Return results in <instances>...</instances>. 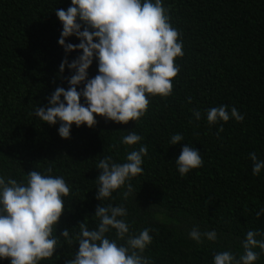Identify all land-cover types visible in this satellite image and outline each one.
Wrapping results in <instances>:
<instances>
[{
    "label": "trees",
    "instance_id": "trees-1",
    "mask_svg": "<svg viewBox=\"0 0 264 264\" xmlns=\"http://www.w3.org/2000/svg\"><path fill=\"white\" fill-rule=\"evenodd\" d=\"M69 6L70 0H0V174L19 182L30 171L51 168L71 188L53 233L60 248L41 264H65L78 250V225L98 223L93 215L99 159L123 163L141 144L148 155L143 174L131 180L133 195L125 199V190H118L102 203L127 208L131 234L150 229L152 243L143 256L151 264H212L215 253L229 250L238 259L247 231L264 232V215L256 216L264 207V170L254 176L249 159L252 152L264 159V0H166L184 52L175 61L180 72L172 95L149 97L138 121L121 125L96 117L93 128L73 125L65 140L59 124H44L34 111L47 105L56 87H68L67 68L59 72L65 53L54 11ZM88 71L89 78L97 74L95 62ZM221 105L235 107L244 120L230 119L218 131L221 124L209 125L206 113ZM195 111L201 113L198 121ZM131 131L142 136L140 143H120ZM176 133L184 141L171 146ZM186 144L199 151L203 166L181 177L175 160ZM193 226L215 230L217 241L197 245L188 237ZM65 229L71 243L59 237ZM108 235L114 238V232ZM256 264H264V253Z\"/></svg>",
    "mask_w": 264,
    "mask_h": 264
},
{
    "label": "clouds",
    "instance_id": "clouds-1",
    "mask_svg": "<svg viewBox=\"0 0 264 264\" xmlns=\"http://www.w3.org/2000/svg\"><path fill=\"white\" fill-rule=\"evenodd\" d=\"M165 2L70 0L67 10L55 9L62 26L58 45L65 53L59 72L63 74L67 68L68 87H56L47 105L36 107L34 115L49 126L59 124L58 135L66 140L73 125L93 128L96 117L126 125L146 114L149 97L171 96L173 78L180 72L175 61L184 52L180 33L170 23ZM70 38L79 43L68 42ZM74 52L80 54L69 61L68 55ZM94 62L97 74L89 78L88 70ZM193 116L200 120V111H195ZM230 119L242 122L244 116L235 107L229 111L227 105L212 107L206 113L209 125L221 124L218 131H223V124ZM141 140L142 136L131 131L120 143L133 146ZM182 141L184 136L180 133L170 137L171 146ZM147 155V146L141 144L127 153L123 163H117L111 156L99 159L96 168L100 174L95 180V199L99 204L93 215L98 223L94 228H89L85 221L78 225V250L65 264H151L143 256L152 243L150 229L131 234L127 208L102 203L114 199L113 193L118 190H125V199L133 195L131 180L143 174ZM249 159L253 164L252 174L259 176L264 170V159L256 152L249 153ZM175 164L183 177L201 168L203 158L198 150L186 144ZM51 172V168L46 173L33 170L27 173L26 180L19 182L0 174V260L7 259L10 264H41L52 259L60 248L58 236L53 233L71 188L63 176H53ZM262 215L264 207L256 212L257 218ZM112 232L114 238L108 235ZM59 237L72 242L67 229ZM188 237L197 245L218 239L215 230L201 231L198 226L192 227ZM258 237H264V232L247 231L241 241L243 255L237 259L229 250L220 251L214 254L212 264H256L264 253V238Z\"/></svg>",
    "mask_w": 264,
    "mask_h": 264
}]
</instances>
